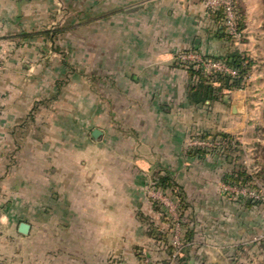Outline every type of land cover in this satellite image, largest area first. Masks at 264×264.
<instances>
[{"label": "rangeland", "instance_id": "rangeland-1", "mask_svg": "<svg viewBox=\"0 0 264 264\" xmlns=\"http://www.w3.org/2000/svg\"><path fill=\"white\" fill-rule=\"evenodd\" d=\"M248 1L252 39L245 20L242 37L224 38L220 55L256 61L245 87L193 103L198 79L178 62L188 84L179 75L173 101L157 99L171 106L166 115L157 103L144 109L139 79L121 66L140 43L178 33L152 28L166 14L129 11L137 0H0V264H179L186 256V264H264V12ZM188 52L201 58L176 56ZM97 126L105 135L95 146ZM140 154L149 156L143 169ZM110 161L114 181L99 174L96 193L114 199L99 207L111 219L96 230L60 221L66 207L46 205L49 197L82 164L100 171ZM167 175L175 192L154 180Z\"/></svg>", "mask_w": 264, "mask_h": 264}, {"label": "crops", "instance_id": "crops-1", "mask_svg": "<svg viewBox=\"0 0 264 264\" xmlns=\"http://www.w3.org/2000/svg\"><path fill=\"white\" fill-rule=\"evenodd\" d=\"M240 1L245 11L248 40H251L253 35L249 31L252 28L249 17L250 9L245 5L249 1ZM254 1L259 2L261 6L263 5L264 12V0ZM135 2L136 1H134V3ZM137 2L139 6L129 9V11H135L139 8L146 13L151 12L156 14L163 12L170 20L163 22L156 21L152 28L157 29L160 28L161 25V28L178 31V33L174 32L165 39L164 43L162 40L157 39L149 40L145 45L140 43L138 53L132 58L130 56L124 57L121 66L126 72L124 73L126 77L132 78L134 81L137 78L139 79L141 88L140 94L145 97L146 101L144 100V102L147 104H144V109H147L148 106L150 108L151 105L155 106L157 103L160 109L166 115H169L172 112L171 106L168 105L167 102L165 103V101H161L159 104L157 99H159V97H165L164 99H170V102L173 101L172 98L176 95L180 87L178 81L179 75H183V85L187 86L188 84V80L184 76L186 73L179 67L180 64L176 59V55L181 51L193 50L199 52L201 55L220 56L224 49L222 45L223 39H221L220 34L217 33L218 28L216 23L201 0H137ZM129 3L131 4L132 2L129 0ZM146 24H148L147 26L149 29V23ZM150 127H145V132H147V128L149 129ZM170 127V131H173V129L177 130L176 124ZM95 129H99L98 126L92 129V132ZM103 135H105L104 131ZM103 135L96 140L92 137L91 133L89 140L96 146L99 144L100 140H103ZM172 138L173 137H171V140ZM149 139L150 137H145L143 142L147 143ZM175 140L177 141L178 139L175 138ZM151 153L152 156H157L156 153ZM105 154L109 153L107 152ZM106 156L108 161L109 159H113V155ZM146 158H149V156H144V154L137 155V166L142 169L146 168ZM110 163L112 162L110 161ZM109 165L110 164L106 163L105 166L101 167L100 171L98 169L92 171L95 168L92 166L88 168L83 164L80 168L77 167L79 171L77 172L76 168L73 173L75 176H73V180H69L70 182L66 183L63 188L60 187L58 197H49V201L46 202V205L66 207L64 212L61 210V213L60 211V221L64 219H68V221L80 219L81 221L91 223V228L96 230L97 224L100 221H106L108 218L111 219L107 214H100L99 207L113 205L114 199H109L108 197L106 199H100L96 193L100 189L98 188V182L100 180L99 174H105L107 182L110 181L112 183L114 181V177L112 178V174L109 173V171L112 172L114 166L113 163L111 166ZM89 169H91V171H87ZM81 172H84V175ZM88 174L90 176L89 180L85 177ZM107 182L106 185L108 187ZM113 188L114 187L111 186V190H113Z\"/></svg>", "mask_w": 264, "mask_h": 264}, {"label": "trees", "instance_id": "trees-1", "mask_svg": "<svg viewBox=\"0 0 264 264\" xmlns=\"http://www.w3.org/2000/svg\"><path fill=\"white\" fill-rule=\"evenodd\" d=\"M234 5V11L237 16V30L238 32L243 34V30L245 29V11L244 8L241 5L240 0H233ZM210 15L215 20V23L217 25H220L217 29V33L220 34V38L224 39L227 38V40H233V36L229 34L226 26L224 25V9L221 8L217 11L208 10ZM204 60L208 61H220L224 64H226L231 69H234L237 71V76L231 77L228 75H225L221 72L214 71L213 74L206 75L203 67L201 64H196L193 62H187L183 65L187 66V72L191 76V78H197L198 84L196 87H192L190 90V99L193 101V103H205L206 101H215L221 98V91L223 89L227 90H235V89H241L245 87V83L250 76V73L253 69V66L256 64V61H254L250 56L246 54H241L238 52L229 53L227 56H210V55H201ZM219 82L221 86L214 87L213 83ZM201 138H209L210 134L204 133L202 134ZM219 137H222L224 140H233V136L227 133H218ZM199 155L203 154L206 155L202 150L197 151ZM190 154V153H188ZM154 180L159 181L161 180L162 186L169 190L170 192H175V184L172 182L171 176L167 175L162 178L154 177ZM186 236L184 238L185 242H191L193 240V231H191L188 226L186 225ZM168 237V235H166ZM187 238V239H186ZM170 242L168 241V248L173 254V247L169 245ZM177 257V256H176ZM179 264H186L189 260L188 256L186 257H177Z\"/></svg>", "mask_w": 264, "mask_h": 264}, {"label": "built area", "instance_id": "built-area-1", "mask_svg": "<svg viewBox=\"0 0 264 264\" xmlns=\"http://www.w3.org/2000/svg\"><path fill=\"white\" fill-rule=\"evenodd\" d=\"M205 7L207 10L217 11L221 8L224 9V25L226 26L229 34H231L235 39H240L242 37V33L238 32L237 30V16L234 11L233 0H203ZM178 62L183 65L187 62H193L196 64H201L204 71H218V72H231V68L228 67L226 64L220 61H211V60H204L201 56L198 57L191 52L183 53L182 55L178 56ZM196 58V59H195ZM235 70H233L234 72Z\"/></svg>", "mask_w": 264, "mask_h": 264}, {"label": "water", "instance_id": "water-1", "mask_svg": "<svg viewBox=\"0 0 264 264\" xmlns=\"http://www.w3.org/2000/svg\"><path fill=\"white\" fill-rule=\"evenodd\" d=\"M102 135H103V131L100 129H95L92 132V137L96 140L102 137ZM30 230H31V225L26 222H21L18 226V232L22 235H28Z\"/></svg>", "mask_w": 264, "mask_h": 264}]
</instances>
